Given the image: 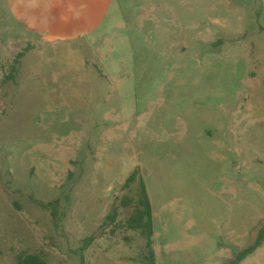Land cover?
<instances>
[{
  "label": "rangeland",
  "instance_id": "1",
  "mask_svg": "<svg viewBox=\"0 0 264 264\" xmlns=\"http://www.w3.org/2000/svg\"><path fill=\"white\" fill-rule=\"evenodd\" d=\"M262 228L264 0H116L59 49L0 0V264H228Z\"/></svg>",
  "mask_w": 264,
  "mask_h": 264
},
{
  "label": "crops",
  "instance_id": "2",
  "mask_svg": "<svg viewBox=\"0 0 264 264\" xmlns=\"http://www.w3.org/2000/svg\"><path fill=\"white\" fill-rule=\"evenodd\" d=\"M116 0H5L10 18L55 49L97 35Z\"/></svg>",
  "mask_w": 264,
  "mask_h": 264
},
{
  "label": "trees",
  "instance_id": "3",
  "mask_svg": "<svg viewBox=\"0 0 264 264\" xmlns=\"http://www.w3.org/2000/svg\"><path fill=\"white\" fill-rule=\"evenodd\" d=\"M24 56L23 53L17 55V60L21 59ZM16 60V61H17ZM15 71L16 69L13 68ZM138 172L135 171L131 174V176L125 182L126 186H129L134 182L137 178ZM125 204H131V200L126 199ZM116 219V211L109 215L110 222H114ZM127 227L134 230H141L145 233L148 243L147 246L150 250V258L153 261L154 252L152 249V236H153V223H152V206L151 202L145 188V184L141 183L138 190V199L135 205V211L127 220ZM93 240L92 237L87 238L86 242L90 243ZM264 241V228L261 229L259 233L258 240L255 245L243 250L240 252L236 258L230 261L228 264H240L245 258H247L257 247H259ZM86 247L88 246L85 245ZM17 264H47V262L39 255L36 254H20L17 256Z\"/></svg>",
  "mask_w": 264,
  "mask_h": 264
}]
</instances>
